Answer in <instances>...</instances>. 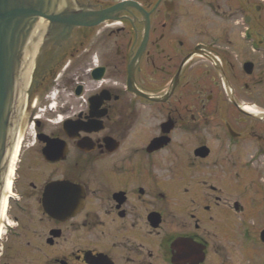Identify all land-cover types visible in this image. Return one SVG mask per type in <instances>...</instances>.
<instances>
[{
  "label": "flooded vegetation",
  "instance_id": "obj_1",
  "mask_svg": "<svg viewBox=\"0 0 264 264\" xmlns=\"http://www.w3.org/2000/svg\"><path fill=\"white\" fill-rule=\"evenodd\" d=\"M57 13L19 66L0 264H264V0Z\"/></svg>",
  "mask_w": 264,
  "mask_h": 264
},
{
  "label": "water",
  "instance_id": "obj_2",
  "mask_svg": "<svg viewBox=\"0 0 264 264\" xmlns=\"http://www.w3.org/2000/svg\"><path fill=\"white\" fill-rule=\"evenodd\" d=\"M59 0H0V191L8 167L12 113L19 66L39 23H78L57 13Z\"/></svg>",
  "mask_w": 264,
  "mask_h": 264
},
{
  "label": "bare ground",
  "instance_id": "obj_3",
  "mask_svg": "<svg viewBox=\"0 0 264 264\" xmlns=\"http://www.w3.org/2000/svg\"><path fill=\"white\" fill-rule=\"evenodd\" d=\"M12 161L13 159H11V165L9 166V169H8V175H7V178H6V183H5V187H9L10 185V179H9V175L11 173V169H12Z\"/></svg>",
  "mask_w": 264,
  "mask_h": 264
}]
</instances>
